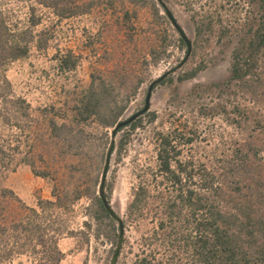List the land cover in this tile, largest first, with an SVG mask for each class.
<instances>
[{"label": "trees", "instance_id": "16d2710c", "mask_svg": "<svg viewBox=\"0 0 264 264\" xmlns=\"http://www.w3.org/2000/svg\"><path fill=\"white\" fill-rule=\"evenodd\" d=\"M27 1L31 3L26 25L13 20L10 9L0 2V264H9L21 255L33 264H61L66 256L61 238L77 233L67 218L68 211L81 198L90 197L96 207L92 218L108 219L114 226L117 220L97 194V181L87 192L76 189L72 193L58 177L55 162L72 151L78 156L87 148L90 153L92 134L87 126L99 120L105 127H114L130 100L120 101L112 83L93 73L91 86L74 106L78 124L61 122L48 108L36 115L27 98L15 92L6 72L12 62L29 55L35 40L39 47L47 46L42 45V31L34 33L43 20L40 8L51 10L61 21L103 3L110 9L113 1ZM146 1L156 18L166 20L160 10V6L165 9L162 3ZM253 1L258 2V11L254 17L246 11L240 24L230 82L219 86L221 97L226 96L210 109L238 127L243 137L231 139L226 151L202 161L184 151L194 144L197 127L155 133L157 168L140 175L127 206L131 222L149 220L153 225L142 236L140 251L131 264H264V0L249 2ZM247 2L243 0V6ZM193 18L199 35L215 27L212 15ZM178 40L184 47L181 36ZM74 56L68 52L57 57L60 68L76 69ZM198 70L181 79L195 77ZM239 94L249 96L252 107L237 101ZM156 119L157 114L152 113L151 122ZM141 125L139 117L127 127L135 130ZM128 138L126 135L121 141V151ZM21 163L30 165L36 175L53 180L54 199L39 197L37 205L31 206L3 183Z\"/></svg>", "mask_w": 264, "mask_h": 264}, {"label": "rangeland", "instance_id": "374dc122", "mask_svg": "<svg viewBox=\"0 0 264 264\" xmlns=\"http://www.w3.org/2000/svg\"><path fill=\"white\" fill-rule=\"evenodd\" d=\"M112 1L110 9L102 6L103 3L86 14L61 21L51 10L40 8L38 13L43 14V20L34 33L42 31V45L47 46L41 48L35 40L29 55L12 62L6 72L15 92L27 98L36 115L40 114V109L48 108L61 122L78 124L73 117L74 106L82 92L91 86L92 74L97 73L112 83L120 101L129 98L128 108L120 118L126 119L144 108L150 84L186 56L187 46L180 47L181 34L162 6L160 10L166 20L156 18L146 0ZM249 1L243 6V0H166L167 7L192 40V53L181 68L165 79L166 82L155 86L151 107L140 116L142 125L135 130L126 127L117 135L106 195L125 226L118 264H131L140 251L142 236L153 225L149 220L131 222L127 206L140 175L157 168L155 133L175 127L184 130L197 127L194 144L184 151L202 161H210L226 151L231 139L243 137L238 127L227 122L223 115L212 114L210 109L226 96L221 97L219 86L230 82L232 53L244 15L247 11L254 17L258 11V2ZM0 2L10 9L13 20L20 25L28 23L31 1ZM194 15L198 20L212 15L214 29L199 35ZM68 52L78 59V66L72 71L60 68L57 60ZM195 68L199 69L195 77L181 79ZM236 100L246 107L253 105L249 96L239 94ZM152 113L157 114V119L151 122ZM87 127L92 134L89 139L92 151L87 153L86 148V152L76 156L71 150L72 153L56 160L55 168L72 193L76 189L87 192L97 181L95 187L99 194L114 127H105L99 120H93ZM126 135L129 138L121 151V141ZM3 183L31 206L37 205L39 197L54 199L53 180L36 175L25 163L9 172ZM92 204L91 198L84 196L69 209L67 218L77 233L74 237L61 238L60 246L66 253L61 264H111L119 239V223L117 221L114 226L108 219L92 218L91 213L96 209ZM9 264L33 262L21 255Z\"/></svg>", "mask_w": 264, "mask_h": 264}, {"label": "water", "instance_id": "95a60500", "mask_svg": "<svg viewBox=\"0 0 264 264\" xmlns=\"http://www.w3.org/2000/svg\"><path fill=\"white\" fill-rule=\"evenodd\" d=\"M159 3H162V5L166 9V14L169 17V19L172 21L173 25L178 29V31L181 34L182 39L184 40L186 46H187V53L186 56L182 59V61L176 66L173 67L172 69H169L166 71L164 74L159 76L157 79H155L149 86L148 93L146 96V103L143 109L140 111H137L133 115L129 116L126 119H119V121L115 124L112 132H111V138H110V144L106 153L105 157V163H104V168L101 176V182L99 184V196L102 199L103 203L105 204L107 210L111 214V216L118 221L120 225V233H119V239L117 242L116 249L113 253L112 261L111 264H118L119 262V257L121 255V251L123 248L124 244V237H125V226L122 217L113 209L111 202L109 201L107 195H106V182H107V177L109 173V169L111 166V161L112 157L115 153L116 150V138L117 135L120 131L121 128L127 127L134 121H136L141 115H143L145 112H147L150 107H151V98H152V93L157 84L162 82L164 79H166L169 75L172 73L176 72L178 68H181L188 60L189 57L192 53V40L191 38L185 33L183 28L179 25L178 21L176 20L175 16L171 12V10L167 7L166 3L163 0H158Z\"/></svg>", "mask_w": 264, "mask_h": 264}]
</instances>
